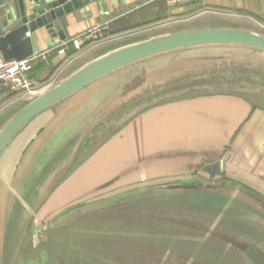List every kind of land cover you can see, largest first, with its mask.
I'll list each match as a JSON object with an SVG mask.
<instances>
[{"label": "crops", "instance_id": "0c3cea01", "mask_svg": "<svg viewBox=\"0 0 264 264\" xmlns=\"http://www.w3.org/2000/svg\"><path fill=\"white\" fill-rule=\"evenodd\" d=\"M106 1L108 12L91 3L62 17L66 38L109 20L112 39L106 46L83 50L69 44L65 57L50 50L29 70L33 80H61L107 52L138 42L133 38L143 24L190 14L168 0ZM246 1L258 11L214 7L245 13L238 16L264 33V6ZM128 30L134 31L126 34L129 40L113 46ZM36 33L34 52L65 40L55 29ZM160 60L169 61L170 68L144 70ZM182 60L188 66L177 71ZM169 71L175 84L187 81L174 95L158 85ZM202 81L217 87L200 86ZM154 83L160 100L148 103L147 86ZM12 116L0 119V129ZM199 185L217 189L218 196L190 198L187 191ZM163 190L174 196L167 199ZM152 199L161 205L156 215L164 201L171 204V214L186 201L188 213L177 220L188 226H199L196 217H209L211 224L203 221L202 227L215 225L212 264H242L236 257L242 248L249 255L250 245L264 256L259 247L264 244V51L213 44L154 54L96 78L32 118L0 157V264L6 254L17 256L19 238L21 246L33 230L49 234L87 213Z\"/></svg>", "mask_w": 264, "mask_h": 264}, {"label": "rangeland", "instance_id": "374dc122", "mask_svg": "<svg viewBox=\"0 0 264 264\" xmlns=\"http://www.w3.org/2000/svg\"><path fill=\"white\" fill-rule=\"evenodd\" d=\"M238 14L245 15V13H237L214 6L202 7L190 14L176 16L170 20L147 22L138 28L139 33L141 30L143 32L137 35L136 39L133 38V41L203 27L222 26L253 30L254 26ZM155 25L157 26L154 27ZM129 32L134 31L123 32L120 38L115 41L116 43H112L113 46H122L126 43L129 40L126 39L128 37L126 34ZM105 36L107 41L112 39L110 32ZM93 46L96 45H86L82 49L86 50ZM102 46H106V44ZM186 66H188V62L182 60L175 69L180 71L186 69ZM144 67L145 71L155 73V68L163 69V71L165 68H170V62L165 60L148 62ZM184 74L186 72L179 73V75ZM166 75L167 77L164 80L161 79L158 85L163 89L174 91L168 92L167 95H174L176 89L180 90L185 87L183 85H186L184 84L187 82L186 79L181 80L182 82L179 81L180 84L182 83L180 85L179 83L175 84L173 76L171 77V71ZM58 81L60 79L57 78ZM159 86H156V83L154 86H147L146 94L150 97L148 103L160 100V93L155 91V88ZM200 86L217 87L214 82L203 83V81ZM138 93L140 96H146L143 89H140ZM163 95L166 96V94ZM29 99H31L29 96L8 95L5 92L0 94V119L4 116L8 118V116L14 115ZM22 104L23 106H21ZM163 191V196H166L167 199L174 196L171 195L173 194L170 193L171 190ZM187 192L190 193V198L202 194L217 197L219 194L217 189L212 192L202 185ZM175 196L182 197L181 194ZM152 201L153 199L135 202L127 208L126 206H116L104 212L87 213L62 228L52 230L49 234L43 231L40 235L39 231L33 230L34 233L28 234L27 242L21 246L22 237L19 238L17 256L12 258L11 254H6L5 264H212L209 260L211 255L209 249H212V245L218 241L217 238L211 236L213 233L211 229L215 225L212 224L207 229L202 227L203 221L207 225L211 224L208 220L209 217L202 221L201 218L204 214L202 217L200 215L201 220H196L197 217L194 220L199 223V226H188L186 220L181 222L177 220L178 217H184V214L188 213L186 201L179 202L181 203L179 208L182 209L177 210L175 214L170 213L168 207L171 204L168 203V206L164 201L163 211L158 212L157 215L155 214L156 207L160 208L161 205L155 206ZM198 211L201 212V209ZM189 214H193V212ZM261 223L264 225V221ZM176 225H179L178 229L173 227ZM30 226L28 231L31 233ZM229 228L233 231L231 234H234V224ZM229 228H227V232H230ZM193 235L195 236L193 237ZM259 245L264 250V244ZM236 259L242 264H257L252 257L246 254L245 248L244 250L242 248V256H237Z\"/></svg>", "mask_w": 264, "mask_h": 264}, {"label": "water", "instance_id": "95a60500", "mask_svg": "<svg viewBox=\"0 0 264 264\" xmlns=\"http://www.w3.org/2000/svg\"><path fill=\"white\" fill-rule=\"evenodd\" d=\"M245 1L200 0L183 3L182 6L183 13H191L206 5L258 11L256 6ZM112 2L117 4L118 0ZM258 2L264 6V0ZM91 3L103 12L109 11L106 0H0V51L4 58L21 60L31 56L35 51L36 31L39 28L55 29L59 39H66L62 17ZM255 5L260 4L255 2ZM261 16L264 18V14ZM213 44H242L264 51V33L238 27H203L157 35L107 52L30 96L31 99L0 129V157L14 136L32 118L96 78L154 54ZM247 253L258 264H264V257L254 246H249Z\"/></svg>", "mask_w": 264, "mask_h": 264}, {"label": "built area", "instance_id": "2783aa9c", "mask_svg": "<svg viewBox=\"0 0 264 264\" xmlns=\"http://www.w3.org/2000/svg\"><path fill=\"white\" fill-rule=\"evenodd\" d=\"M200 0H168L171 5L190 3ZM109 20L99 22L85 29L84 31L66 38L65 40L54 43L46 50L34 52L31 56L17 60H6L0 51V94L5 90L20 95L30 97L45 90L57 82V77L48 82H36L29 75V70L33 67L37 58H46L50 50L56 49L60 55L66 56V49L69 44H73L77 49H82L86 45H97L107 40Z\"/></svg>", "mask_w": 264, "mask_h": 264}, {"label": "trees", "instance_id": "16d2710c", "mask_svg": "<svg viewBox=\"0 0 264 264\" xmlns=\"http://www.w3.org/2000/svg\"><path fill=\"white\" fill-rule=\"evenodd\" d=\"M204 7H212V6H209V5H206V6H204ZM200 9V8H199ZM198 10V9H197ZM196 10V11H197ZM194 12V11H193ZM192 13V12H191ZM5 93H8V95H16V94H14V93H11V92H9L8 90H5L4 91ZM21 106H23V104L21 105Z\"/></svg>", "mask_w": 264, "mask_h": 264}, {"label": "flooded vegetation", "instance_id": "af4514ba", "mask_svg": "<svg viewBox=\"0 0 264 264\" xmlns=\"http://www.w3.org/2000/svg\"><path fill=\"white\" fill-rule=\"evenodd\" d=\"M250 246H253V245H250ZM249 247V246H248ZM248 249V248H247ZM261 254V253H260ZM262 255V254H261ZM263 256V255H262ZM264 257V256H263ZM254 260V259H253ZM255 261V260H254ZM256 262V261H255ZM257 263V262H256ZM258 264V263H257Z\"/></svg>", "mask_w": 264, "mask_h": 264}]
</instances>
